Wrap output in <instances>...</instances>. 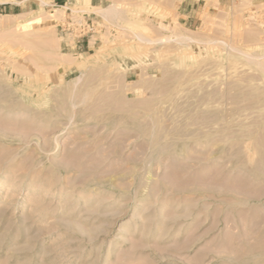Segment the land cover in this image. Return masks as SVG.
Returning a JSON list of instances; mask_svg holds the SVG:
<instances>
[{"label": "rangeland", "instance_id": "1", "mask_svg": "<svg viewBox=\"0 0 264 264\" xmlns=\"http://www.w3.org/2000/svg\"><path fill=\"white\" fill-rule=\"evenodd\" d=\"M188 1L0 2V264H264V0Z\"/></svg>", "mask_w": 264, "mask_h": 264}, {"label": "bare ground", "instance_id": "2", "mask_svg": "<svg viewBox=\"0 0 264 264\" xmlns=\"http://www.w3.org/2000/svg\"><path fill=\"white\" fill-rule=\"evenodd\" d=\"M7 1H10V0H0V2L2 3V2H7ZM52 0H41V3H42V5L44 6V5H47V4H49L50 2H51ZM85 3H86V5H90V6H94L93 5V2H92V0H85ZM65 7V6H64ZM107 8V7H106ZM106 8H101L100 9V11L103 13V16L107 19V20H109L112 16H115L116 15V10H114L113 8H111V9H113V10H111V9H106ZM110 8V7H109ZM81 16V15H80ZM117 16V15H116ZM114 18V17H113ZM42 20V18H41V16H38V17H36V18H32V19H28V20H26L25 22H21V23H18L19 24V26H20V31H21V29L23 30V32L24 33H27V32H30L29 30H30V28L32 27V25L35 23V22H40ZM10 28H11V26H10ZM13 28V27H12ZM19 28V27H18ZM18 28H15V29H18ZM11 30V29H10ZM10 30H8V31H10ZM14 32L13 33H16L17 32V30H16V32H15V30H13ZM32 32V31H31ZM9 33V32H8ZM20 33V32H19ZM21 34V33H20ZM176 38V37H175ZM17 39V38H16ZM29 39V38H28ZM179 40H181V42L182 43H185V42H188L189 40H192V38L190 37V36H186V35H181L180 36V38H179ZM19 41V40H18ZM24 42V41H23ZM22 44V43H21ZM92 56H93V54H88L87 56H84L83 54H80V59L81 60H79L78 61V64H79V67L80 66H82V68H83V66H85V65H87V62H88V60L90 59V58H92ZM94 58V57H93ZM76 63H77V61H76ZM85 71V70H84ZM82 72L81 73V75L72 83V85L70 86V89H69V94H70V92H71V94L73 93L72 91L73 90H75L76 88H78V86H80V85H82L83 83H84V80H85V75H86V73L85 72ZM50 73V72H49ZM69 94H68V96H69ZM70 94V95H71ZM73 95V94H72ZM71 95V96H72ZM72 98H73V96H72ZM70 99H71V97H70ZM43 101V100H42ZM73 101H74V99H73ZM33 102H35V100L33 101ZM3 103V102H2ZM18 104V103H17ZM73 106H75L76 104L73 102V103H71ZM22 109V108H21ZM25 109H26V107H25ZM27 110H28V108H27ZM36 110V109H35ZM34 112V111H33ZM28 114V113H27ZM25 115V114H24ZM41 115V114H40ZM71 116V115H70ZM9 117V116H8ZM21 117V116H20ZM22 118V117H21ZM31 120V119H30ZM37 123V122H36ZM40 125V124H39ZM11 167V166H10ZM9 167V168H10ZM248 178V177H247ZM257 183V182H256Z\"/></svg>", "mask_w": 264, "mask_h": 264}, {"label": "built area", "instance_id": "3", "mask_svg": "<svg viewBox=\"0 0 264 264\" xmlns=\"http://www.w3.org/2000/svg\"><path fill=\"white\" fill-rule=\"evenodd\" d=\"M62 30L74 39H83L97 28L96 22L83 14L79 17H68L62 22Z\"/></svg>", "mask_w": 264, "mask_h": 264}, {"label": "crops", "instance_id": "4", "mask_svg": "<svg viewBox=\"0 0 264 264\" xmlns=\"http://www.w3.org/2000/svg\"><path fill=\"white\" fill-rule=\"evenodd\" d=\"M30 1L31 0H10V1H7V2H2V3H7L6 5H9V7H11V8L15 7L18 12H23L24 11V7H26L30 3ZM64 1L65 0H52L50 3L53 2L55 4H58V2H64ZM199 1H201V0H189L187 2V8H185V10H187V12L189 14H191V11L197 13L196 4ZM47 5H49V4H47Z\"/></svg>", "mask_w": 264, "mask_h": 264}]
</instances>
